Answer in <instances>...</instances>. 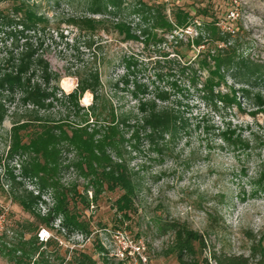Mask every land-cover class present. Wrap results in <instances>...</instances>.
Listing matches in <instances>:
<instances>
[{"label": "trees", "instance_id": "trees-1", "mask_svg": "<svg viewBox=\"0 0 264 264\" xmlns=\"http://www.w3.org/2000/svg\"><path fill=\"white\" fill-rule=\"evenodd\" d=\"M40 1L11 0L8 9L0 10V45L4 49L0 51V126L7 117L13 118L7 161L18 159L19 163L18 175L8 164L5 169L7 195L31 219L16 224L12 241L2 243L0 256L12 264H121L100 244L97 236L91 237L94 231L89 221L82 219L76 210L77 204L89 207L88 198L77 190L76 184H62L61 174L69 169L77 172L86 180L84 192L90 187L94 190V200L105 191H122L115 201L116 213L121 219H129L138 183L129 167L128 155L138 152L144 143L161 160L188 131V119L177 104L170 102L168 92L158 90L155 81H150L152 75L131 82L129 93L136 104L128 109L114 107L106 98L96 66L77 69L73 74L77 80L75 88L70 93L63 92L59 87L61 78L40 53L48 27V20L39 9ZM53 1L59 4V0ZM80 1L90 16L70 17L67 23L84 35L85 48L90 49L92 38L108 28L124 42L165 43L164 37L171 36L179 60H170L168 54H162V59L153 66L155 79L162 77L161 61L166 65L173 63L191 87L196 89L201 85L209 98H215L218 103L235 106L240 111L242 100L257 111L264 109V62L243 55L238 36L242 31L240 26L223 29L218 18L208 14L205 8H197L196 15L204 19L198 22L189 11L177 6L171 8L168 16L164 3ZM191 26L194 37L190 39L185 32ZM177 32L187 37L186 44ZM185 48L199 49L192 62L182 61L185 56L181 50ZM124 61L128 71L131 63ZM202 74L204 80L200 83ZM126 77L121 78V83L127 87ZM227 79L233 85L229 86ZM85 93L92 96V103L86 108L80 102ZM56 107L61 112L59 120L52 115ZM23 137L28 140L24 141ZM69 154H72L70 160ZM255 181L258 192L264 195V169ZM28 182L37 189L36 194L26 189ZM45 196H49L50 203L43 199ZM252 196L256 197L257 192ZM40 206L46 207L44 213ZM221 224L218 216H210L207 228H219ZM41 229L51 233L46 241L39 240ZM118 229L119 226L113 228ZM161 229L174 235L180 263L184 255H195L196 246L201 251L207 248L202 234L184 224L167 222ZM76 235L94 244L95 252L90 254L86 246H74L62 253L61 239L68 241ZM249 251L248 257L214 251L209 259L214 264H264L261 247L252 244ZM204 263L210 264L208 258Z\"/></svg>", "mask_w": 264, "mask_h": 264}, {"label": "rangeland", "instance_id": "rangeland-1", "mask_svg": "<svg viewBox=\"0 0 264 264\" xmlns=\"http://www.w3.org/2000/svg\"><path fill=\"white\" fill-rule=\"evenodd\" d=\"M142 1L149 4L164 3L168 16L171 8L180 7L189 11L198 22L204 19L196 15V10L205 8L208 14L218 18V24L223 29L240 26L242 31L238 36L243 44V55L264 62V0ZM10 4L11 0H0V10L8 9ZM39 9L48 20L40 53L49 62L51 70L61 78L59 87L63 92L70 93L75 88L77 80L73 74L77 69L85 65L96 66L106 98L114 107L128 109L136 104L129 93L131 82L145 80L152 75L150 81H155L158 90L167 91L170 102L177 104L188 119V131L179 137L161 160L144 143L140 144L138 152L128 155L129 167L136 174L138 183L129 219H121L116 213L115 201L122 191H105L94 200V190L90 187L84 192L86 180L79 177L77 172L69 169L61 174L62 184H76L77 190L88 198L89 207L77 204L76 210L81 213L82 219L89 221L94 231L91 237L97 236L100 244L114 256L119 244L113 237V228L119 226L133 245L140 248L126 264H205V258L214 264L209 259L214 251L223 250L248 257L252 244L264 251V195L258 192L260 189L255 184L260 171L264 169V109L257 111L242 100V111H238L235 106L218 103L215 98H209L201 85L196 89L191 87L173 63L166 65L161 61L162 77L155 79L153 66L162 59V54H168L170 60H179L171 36L164 37L165 43L155 44L153 40L147 44L140 41L124 42L122 37L108 28V31L94 36L91 48L87 49L84 35H79L67 23L70 17L90 16L80 0L70 3L59 0V4L53 0H42ZM193 31V26L187 29L185 33L188 38L194 37ZM176 34L184 44L187 43V37L179 32ZM3 50L0 45L1 53ZM198 50L182 49L185 56L182 61L192 62ZM124 60L131 63L128 71ZM124 76L129 80L127 87L121 83ZM203 76L200 83L204 80ZM116 83H119L118 87ZM227 84L233 85L231 79H227ZM223 92H226L225 88ZM85 97L88 100L86 102ZM80 102L85 108L88 107L92 103L91 94L85 93ZM52 115L55 120H59L61 112L56 107ZM12 120L9 116L0 126V216H3L0 219V247L2 243L9 244L12 241L17 223L31 220L7 195V164L15 175H18L19 167L18 159L7 161ZM23 140L28 139L23 137ZM67 158L72 159V154L67 155ZM26 189L37 193V189L29 182ZM253 192H257L256 197H251ZM43 199L51 202L49 196ZM39 208L42 213L45 212V206ZM210 216L221 219L219 228H207ZM172 221L202 234L207 248L201 251L195 245V255H184L180 263L174 235L161 229L163 224ZM61 241L62 253L74 246H86L88 253L95 252L94 244L84 242L80 235ZM94 256L98 260V255ZM0 264L12 263L0 256Z\"/></svg>", "mask_w": 264, "mask_h": 264}, {"label": "built area", "instance_id": "built-area-1", "mask_svg": "<svg viewBox=\"0 0 264 264\" xmlns=\"http://www.w3.org/2000/svg\"><path fill=\"white\" fill-rule=\"evenodd\" d=\"M1 218H3V216H0V219ZM113 235L115 242L119 244L117 252L113 255L119 262H121V264H126L129 262V260H131L130 257L136 254L135 251L138 252L140 248L136 245H133V242L129 240L127 233L121 229L115 230ZM50 236L51 233L46 229H41L38 233L40 241H46L50 238Z\"/></svg>", "mask_w": 264, "mask_h": 264}, {"label": "bare ground", "instance_id": "bare-ground-1", "mask_svg": "<svg viewBox=\"0 0 264 264\" xmlns=\"http://www.w3.org/2000/svg\"><path fill=\"white\" fill-rule=\"evenodd\" d=\"M88 96H89V95H88ZM84 101H85V102L88 101V100H87V97H85Z\"/></svg>", "mask_w": 264, "mask_h": 264}]
</instances>
